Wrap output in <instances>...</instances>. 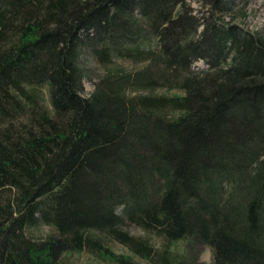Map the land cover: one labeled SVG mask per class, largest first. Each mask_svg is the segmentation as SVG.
Masks as SVG:
<instances>
[{
  "label": "trees",
  "instance_id": "16d2710c",
  "mask_svg": "<svg viewBox=\"0 0 264 264\" xmlns=\"http://www.w3.org/2000/svg\"><path fill=\"white\" fill-rule=\"evenodd\" d=\"M233 2L0 0V264L155 260L125 221L187 241L161 264L205 244L213 264H264V35L228 19ZM86 52L106 69L89 96Z\"/></svg>",
  "mask_w": 264,
  "mask_h": 264
},
{
  "label": "rangeland",
  "instance_id": "374dc122",
  "mask_svg": "<svg viewBox=\"0 0 264 264\" xmlns=\"http://www.w3.org/2000/svg\"><path fill=\"white\" fill-rule=\"evenodd\" d=\"M188 5L197 15H202L208 8L205 5L204 0H188ZM233 10L228 19L236 17L235 22L240 24L244 29L258 33L259 35H264V0H234ZM82 64L88 69L89 75L85 79V95L89 96L95 89V83L98 82L101 75L104 74L106 70L101 66L96 58H94L90 53H85L82 56ZM115 63L118 66H122L124 69L133 71L145 64L144 60H133L131 58L119 57L115 59ZM193 67L196 70L206 69L208 65L203 59L196 60L193 63ZM37 96L40 102H48V88L46 85L42 86L41 89L37 90ZM155 93H165L169 95L178 94L180 91L178 89L174 90H164L157 89ZM122 211V207L118 208V212ZM122 227L128 231L132 236L145 240L149 245H152L155 248L156 259L153 261L144 260L141 257H135L139 264H161L159 255L164 252L167 248L171 253L179 256L186 257L189 248L187 246L186 240H180L175 243H170L163 236H160L153 231H146L139 225L132 223L130 221H125ZM32 235L39 240L46 239L50 235L55 233L54 227L48 225L44 222L39 223L36 227H33L31 230ZM98 235L102 233L96 232ZM106 245L110 246L112 250L117 253L130 254V249L117 240L108 238L107 236L103 237ZM196 263L197 264H213L214 262V252L210 245L205 244L200 249L196 251ZM65 264H108L97 256V254L89 251L88 249L72 252L66 254L64 257Z\"/></svg>",
  "mask_w": 264,
  "mask_h": 264
}]
</instances>
